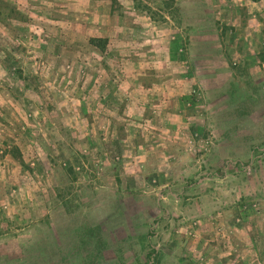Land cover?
Returning a JSON list of instances; mask_svg holds the SVG:
<instances>
[{"label": "rangeland", "instance_id": "obj_1", "mask_svg": "<svg viewBox=\"0 0 264 264\" xmlns=\"http://www.w3.org/2000/svg\"><path fill=\"white\" fill-rule=\"evenodd\" d=\"M0 264H264V0H0Z\"/></svg>", "mask_w": 264, "mask_h": 264}]
</instances>
